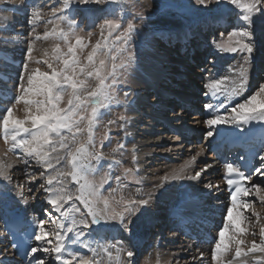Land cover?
<instances>
[{"label": "snow or ice", "instance_id": "1", "mask_svg": "<svg viewBox=\"0 0 264 264\" xmlns=\"http://www.w3.org/2000/svg\"><path fill=\"white\" fill-rule=\"evenodd\" d=\"M121 2L50 0L39 4L36 0L31 3L19 0L17 10L26 12L30 30L27 35L16 33L0 38V46L4 48L23 44L19 48L22 59L15 65V78L7 71V62L0 68V139L4 142V148L0 149V212L7 215L13 202L23 201L27 205L25 185H29L27 194H32V186L38 184L36 191L46 205L42 217L33 222L34 231L29 238L35 243L26 250L28 264H139L135 245L125 249L120 241L100 243L90 239L98 234L94 226L111 223L131 233V226L151 202V193L144 198L139 188L134 194L115 195L128 187L125 181L129 178L136 184L142 182L137 178L135 146L131 156L134 167H125L122 176H115V188L109 183L110 172L99 181L93 179L105 165L109 170L121 165L115 154L124 149L123 143H117L111 153H105L103 148L106 141L111 144V126L125 129L128 118L121 114L109 119L99 142L95 129L113 106L122 105L130 94L123 92L121 100L119 86L136 61L133 44L138 26L135 18L122 19L119 15L122 9L118 7L105 9V14L97 18L99 23L90 25L92 30L81 27L76 17L91 11L88 6H119ZM5 3L17 7V0ZM194 3L221 16H232L235 12L236 22L227 38L215 47L221 52L245 54L236 73L213 78L205 84L204 95L208 100L200 110L202 118L197 121L203 126V139L211 148L216 137L222 141L229 137L246 141L258 132L260 144L248 156L241 155L233 161L225 158L222 182L230 192V203L225 206L221 225L211 241V264H264V83L249 92V70L245 66L256 50L255 27L257 21L264 20V0H194ZM213 5L214 9L210 7ZM41 23L42 33L38 31ZM220 35L223 37L224 33ZM93 36L97 37L95 42ZM49 41V47L40 46ZM41 66H46L45 70ZM21 112L22 117L18 115ZM204 153L201 146L162 180L199 181L212 165L193 170L192 175H187V170ZM16 165L24 167L19 169L21 178L15 181L13 196L9 185L14 182ZM204 187L219 189V185L210 182ZM13 247L17 245L14 243ZM197 253L192 261L203 264L205 253L199 249ZM0 264L4 261L0 260ZM144 264L150 261L145 259ZM156 264H160L158 259Z\"/></svg>", "mask_w": 264, "mask_h": 264}, {"label": "bare ground", "instance_id": "2", "mask_svg": "<svg viewBox=\"0 0 264 264\" xmlns=\"http://www.w3.org/2000/svg\"><path fill=\"white\" fill-rule=\"evenodd\" d=\"M228 24L229 20L224 19L219 22L218 26L219 28H227ZM170 32L176 35L178 31L172 30ZM197 35L199 36V34ZM197 35L193 28L180 30L176 38L172 34L170 35V40H168L169 46L180 44L184 51L190 49L189 54H192L191 57L188 55L187 58L177 55L175 59L180 60L170 64L168 50L160 53L161 55H156L151 52V49H145L141 58V63L144 67L135 74V80L133 81L137 89L135 96L130 99L128 104V110L133 118L128 126L129 136L127 135L128 137H125V140L127 143L131 142L133 147L135 146V155L138 160V165L136 166L139 167L138 176L140 177H143V169L149 164L150 158L153 157L154 153H158V157L165 158L167 155L171 157L173 162L166 167H163V163L161 162H157L155 165L156 171L161 175H165L176 169L177 164H179L178 168L183 165L192 155H195L199 151L201 146L205 148V153L197 158L192 167L188 168L187 175H192L194 174L193 170L199 171L209 164L212 167L208 169L207 173L202 174L199 181L181 179L140 189V194L144 198H147V195L151 193V198L154 200L143 211V215L137 219V222L142 221L144 224L143 229L146 231L145 240L136 231L134 234L132 232H125L117 223L105 225L103 228L94 226V231L98 234L90 238L100 243L120 241L125 249L132 248L135 245V250L138 254L140 246L143 244L144 247L149 245L150 241L147 242L148 236L153 233L154 229L157 226L165 227V223H168V227L164 232L159 230L157 235L155 234L156 236L152 235L150 247L148 246L150 251L147 252L148 249L146 250V247L142 250L143 257H146L150 261V264H156L157 259L160 261V264H198V262H193L191 259L193 255H198L197 249L205 253L203 264H211L210 250L212 246L194 244L192 241L183 239L177 230L180 226L179 222L186 220L189 223L218 224L222 222L225 206L229 204L223 192L222 182L220 181L222 167L216 161L215 156L209 152L212 148H216L222 140L220 137H216L213 140L214 144L209 148L208 141L203 139V126L197 123V121L202 118L200 110L208 98L204 95L206 91L205 83L202 90H198L200 87L195 86L207 80L208 77L211 79L218 77V74L224 68L222 61L218 59L216 60L217 63L212 64V72H208L209 70L206 72L203 69L200 71L199 69L194 70L191 65L204 60V58L196 59V57H193L194 48L192 47L191 36L195 37ZM196 38L200 40V36ZM209 53L211 54L213 51ZM170 65L176 66L177 70L169 67ZM177 79L184 80L177 82ZM141 92H144V95H141ZM199 92L202 93L197 98L195 96L191 97L192 94H199ZM189 108L190 110L196 108V111L193 114H188ZM182 112H184V115ZM177 115H181L183 118L187 115L190 116L188 117L189 119L187 118L188 121H184L183 118L177 120L175 118ZM234 139L229 137L226 140L231 142ZM258 139L259 133L257 132L255 136L246 141L244 140L242 144L251 143L258 145L256 141ZM186 141L191 144V147L185 146L184 143ZM142 142H148L149 145L144 147ZM209 182L213 185H219V189L215 187L206 189L204 184ZM156 200L159 201L158 218L155 212H153L155 210L153 203ZM37 204L36 210H41L42 205L44 206L42 201ZM259 208L260 206L257 204L258 211ZM27 210V206H21L18 202H13L8 209L7 215L0 212V260H3L4 264H28L21 263L19 260L13 261L15 251L9 247V241L3 233L4 223L21 217L28 224L27 229H25L21 236L33 245L35 242L29 236L31 234L30 230L34 231V220L31 219V214L29 215ZM140 227L142 226L136 229ZM145 231L142 233L144 234ZM215 235L216 233H214ZM93 246H95V243ZM79 250L90 254L87 249L80 248ZM165 253L168 254V258L165 256ZM180 255H183L181 260ZM139 264H143V262Z\"/></svg>", "mask_w": 264, "mask_h": 264}, {"label": "rangeland", "instance_id": "3", "mask_svg": "<svg viewBox=\"0 0 264 264\" xmlns=\"http://www.w3.org/2000/svg\"><path fill=\"white\" fill-rule=\"evenodd\" d=\"M0 1H2L0 2V16H1L0 38H7L9 36L15 35L16 33L27 35L28 31L30 30V27L27 24L26 12L24 10H17L19 8V0H17L16 8H14L9 3H5V0H0ZM31 2L32 0H29V3ZM36 2L39 4H45V3H50V0H36ZM88 7H90L92 10L86 13H82L76 17L77 21L80 23V26L85 28L86 31L92 30L90 28V25H92L93 23H99V19L97 18L102 17L105 14L104 10L107 9L108 7H118V9H122V11H119L120 17L124 20L135 18L134 22L138 26V35L133 44V48L136 52V61L122 77L123 83H121V85L119 86V96L121 100H124L123 92L127 91L130 94L127 97V100L124 101L122 105L113 106L111 113L106 115L103 118V120L98 123L95 129V137L97 142H99V140L105 134V124L109 119H116L121 114H124L128 118V124L125 129L119 128L118 125L111 126V131H110L111 144H109L106 141L105 146L103 148V151L105 153H111L112 148L116 147L117 143H123L125 145L124 149H121L120 152H117L115 154L116 159L121 160V165L114 167L111 170H109L108 167L105 165V167L93 177V179L99 181L101 177L105 175V173L110 172L112 179L109 181V183L111 184V187L115 188L116 187L115 179H114L115 176L118 175L122 176L123 168L125 167H134V165H132L131 163L133 145L131 142L127 143L125 140V137L129 136L128 126L130 125V122L133 118L132 114L128 110V104L130 102V99L134 97L136 93L137 88L133 81L135 80V74L141 68L144 67V65L141 63L142 62L141 58L145 49H151V52L153 54L155 53L156 55H161L160 53H163L164 51L168 50V56L170 59L169 64L173 62H177V60H180V59H175L177 55L185 58H187L188 55H190L191 57L192 54L191 53L189 54L190 49L184 51L180 44H176V45L173 44L172 46H169L168 40H170L169 37L171 34L176 38L180 30H183L184 28H193L195 30L196 35L199 34L200 36L199 38L200 40L196 38L199 37L198 35L195 37L191 36L192 47L194 48L193 57H196V59L204 58V60L197 64L194 63L191 66H193L194 70L199 69L200 71L203 69V71L207 72L209 70L208 72H212L213 70L212 64L217 63L216 60L220 59V61H222V66L224 69L220 71L218 77L230 76L236 73L240 65L244 63L245 54L242 53L233 54L228 52H221L218 51L217 48L215 47V44L217 42H222L227 38V32L231 30L232 25L236 22L234 20V17L236 15L235 12L232 14V16H229L227 14L221 16L219 13L215 11H208L201 8L200 6L195 5L194 0H122L119 6L92 5ZM210 7H212L213 9L215 8L214 5ZM141 16L142 19L140 18ZM224 19L229 20V24L227 25V28H219L218 26L219 22ZM172 30L178 31L177 34L175 35L172 32H170ZM38 31L41 33L44 31L43 23L40 24ZM222 32L224 33L223 37H221L220 35ZM165 34L166 36H164ZM263 34H264V20H259L257 21L255 27L256 50L253 53V59L251 60V62L245 65L249 70L248 71L249 92L254 90L259 83H264V35ZM21 38H23V36ZM96 39H97L96 36L92 37L93 42H95ZM50 43L51 42L49 41L47 43L41 44L40 46L49 47ZM200 46L202 47L200 48ZM20 47H23V44L18 45L16 47L8 46L7 48L0 46V68L4 66L5 62H7V64L9 65L7 71L11 73L13 78H15L16 70H17L15 65H18L20 63V60L22 59L21 52L19 50ZM166 47L167 49H165ZM210 51H213V53L210 54L209 53ZM162 65L166 66L165 64ZM33 66L35 67V65ZM169 67H173L175 70H177L176 66L170 65ZM41 68L42 70H45L46 66H41ZM183 80L184 79H179L177 82H181ZM207 80L210 81L211 78L208 77ZM207 80H205L204 82H200L198 84L195 82V84H197L195 86L200 87V89L198 90L203 89L204 86L203 84L204 83L206 84ZM201 93L202 92H199V94L197 93L192 94L191 97L195 96V98H197L198 95L199 96L201 95ZM140 94L144 95V92H141ZM247 94L248 93H245L244 95ZM182 113L184 115V112ZM18 115L22 117L23 113L22 112L18 113ZM189 116L190 115L185 116V118H183L184 121H188ZM125 132H127L128 136L125 135ZM142 143L144 147L149 145L148 142H142ZM184 144L187 147H191V144H189L187 141ZM3 148H4V142L2 139H0V149ZM158 155H159L158 153H154L153 157L150 158L151 161L143 169L144 171L143 177L138 176L139 173L137 174V178L142 181L140 184L134 183V181H132V179L129 178L127 181H125V183L128 184V187L123 190V193L118 191L117 193H115V195L117 197H119L121 194L127 196L135 192V190L139 187H143L139 189H145V188H149L150 186H156L159 183L162 184L164 182L162 180V177L164 175H161L160 173H158V171H156L157 168L155 167V165L157 164V162H161L163 163V167H166L167 165L171 164L173 161L171 160V157L169 155L165 156V158L158 157ZM178 165L179 164H177V168ZM23 167H24L23 165H16L15 168L13 169L14 182L9 186L12 189L13 196L15 195V191H16L15 181L21 178V172L19 171V169H22ZM35 167L36 166L33 165V170H35ZM108 186L109 185L106 184L105 189H107ZM28 187L29 185H25L26 197L28 199L27 205H25L23 201H20L18 203L21 206H27L28 207L27 211L29 215L31 214L30 215L31 219L36 221L37 219L42 217V213L46 205L43 203L44 206L42 205L41 210H36L38 206L37 203L40 201L43 202V196L36 191V188H38V184L32 186L34 189L32 194H27ZM70 187L73 186L70 184ZM105 194H107V192ZM32 195H37L39 196V198L32 199L31 198ZM152 201L154 200L151 198V202ZM153 208H155L153 212H155V215L158 218L159 217L158 200H156L153 203ZM260 210L261 209L259 208V211ZM138 225L142 227L136 229L137 227H139ZM104 226H102V228ZM131 227L133 234L136 231V233L139 236L142 235L141 233L144 231L143 229L144 224L142 221L137 222L136 219L135 223ZM166 227L167 226H165V228ZM165 228L163 226H160L154 229L153 233L148 236L147 242L149 241L151 242L152 235L156 236L160 229L161 231L164 232ZM249 239L251 238L249 237ZM150 242L149 245L145 246L146 250L148 249V246L150 247ZM148 251H150V249H148L147 252ZM142 253L143 251L139 252L137 254L138 255L137 258L139 260V263L143 262L144 264L146 257H143L144 254L142 255ZM183 255H180V260ZM165 256L168 258V254H166Z\"/></svg>", "mask_w": 264, "mask_h": 264}]
</instances>
